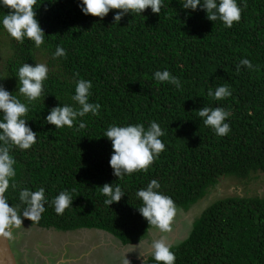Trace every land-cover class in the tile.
Returning a JSON list of instances; mask_svg holds the SVG:
<instances>
[{"label": "trees", "instance_id": "16d2710c", "mask_svg": "<svg viewBox=\"0 0 264 264\" xmlns=\"http://www.w3.org/2000/svg\"><path fill=\"white\" fill-rule=\"evenodd\" d=\"M79 0H38L36 18L46 34L36 48L10 39L11 55L0 66L6 75L0 83L18 95L15 78L23 63L48 59V93L30 106L28 124L37 133L32 149H14L16 182L36 190L44 187L49 202L61 190L73 196L72 208L57 215L47 211L38 224L61 232L97 229L123 245L145 240L152 225L140 215L136 191L152 179L162 185L177 208L188 211L224 177L247 179L264 173V0H237L241 20L226 28L211 22L203 11L187 14L178 0H165L159 15L146 9L142 16L128 15L113 24L110 11L102 20L84 15ZM246 4V6H244ZM8 9L0 7V18ZM57 45L67 58L53 59ZM247 58L255 70L236 65ZM169 70L182 88L153 79L157 70ZM78 78L93 83L90 102L102 105L99 116L83 118L87 127L55 129L43 122L49 110L71 104ZM228 84L232 96L216 101L211 87ZM23 100V97H20ZM57 98V99H56ZM202 107H223L231 112V132L217 136L197 116ZM155 120L166 131V150L147 173L123 179L112 175V147L103 137L112 123L135 124ZM119 184L126 195L109 207L101 186ZM10 205L19 204L12 188ZM176 264H264V196L228 197L206 208L194 221L188 237L172 249ZM147 264H156L150 256Z\"/></svg>", "mask_w": 264, "mask_h": 264}, {"label": "clouds", "instance_id": "9594fccd", "mask_svg": "<svg viewBox=\"0 0 264 264\" xmlns=\"http://www.w3.org/2000/svg\"><path fill=\"white\" fill-rule=\"evenodd\" d=\"M181 8L187 14L203 11L206 18L219 21L224 27L231 28L241 20L242 7L237 0H178ZM38 0H0V7L8 9L7 14L0 18V26L17 43L23 45L25 40L31 41L36 48L45 45L46 34L36 18ZM84 15L105 18L110 11L113 14V24L120 22L130 15L142 16L146 9L159 15L165 6V0H79L78 5ZM246 6V4L244 5ZM67 50L57 45L52 53L53 59L67 58ZM255 70V66L247 59H241L236 65V72L241 67ZM7 78L0 74V81ZM18 95H14L0 83V241L15 239V230L22 229L23 220L38 224L47 211L46 205L54 208L57 215H63L67 209L72 208V193L61 190L49 202L44 187L32 190L20 186L15 178L17 176V161L12 155L14 149L27 151L37 143L38 136L28 124L30 106L45 98V82L49 79V67L45 63H23L16 72ZM153 79L158 83H167L182 88V81L169 70H157ZM93 83L91 80L78 78L75 82L74 94L71 104L58 103L51 108L44 117L43 122L54 125L55 129L87 127L84 117L91 114L99 116L102 105L90 102ZM207 95L213 100H225L232 96V89L228 84L217 86L215 90L210 87ZM23 97V100L20 98ZM57 99V98H56ZM204 126L210 128L217 136L224 137L231 132L228 121L231 112L223 107H202L196 111ZM166 131L155 120L145 123L117 124L112 123L104 131L112 147L109 166L112 175L117 179L132 176L138 172L147 173L160 154L166 150L162 137ZM12 188L18 194L19 204H9L8 190ZM101 194L105 197L104 204L110 206L119 202L125 195V190L119 184L105 183ZM162 185L157 179L150 180L145 187L139 188L135 196L141 202L137 208L140 215L159 231L161 237L151 244V257L156 264H176V254L172 250L178 247L179 242L173 244L166 234L173 230L174 218L177 215V206L173 199L164 194ZM125 264H129L126 259ZM142 264H147L143 257Z\"/></svg>", "mask_w": 264, "mask_h": 264}, {"label": "crops", "instance_id": "0c3cea01", "mask_svg": "<svg viewBox=\"0 0 264 264\" xmlns=\"http://www.w3.org/2000/svg\"><path fill=\"white\" fill-rule=\"evenodd\" d=\"M22 227V233L18 230L15 239H10L23 254L22 264H125L126 259L129 264H142L143 257L151 256L142 248L151 231L140 243L123 245L97 229L61 232L28 224Z\"/></svg>", "mask_w": 264, "mask_h": 264}, {"label": "rangeland", "instance_id": "374dc122", "mask_svg": "<svg viewBox=\"0 0 264 264\" xmlns=\"http://www.w3.org/2000/svg\"><path fill=\"white\" fill-rule=\"evenodd\" d=\"M11 55L10 39L5 36H0V66ZM39 63H45L48 59L44 56H38ZM262 197L264 196V173H256L247 179H239L236 177L228 176L221 179L217 185L210 188L204 198L199 200L188 211L177 208V215L174 218L173 230L171 233L166 234L169 241L175 244L184 241L191 232L194 221L201 215V213L214 204L215 202L228 198V197ZM25 224V223H23ZM26 225V224H25ZM33 228V227H31ZM151 231V232H150ZM150 237L146 244L142 246L143 250L147 251L146 256L151 255V244L154 240L159 239L161 234L157 229L152 227L150 229ZM18 230H15V234ZM22 233V230L19 231ZM148 232V233H149ZM11 241V240H10ZM12 251L15 255L17 264H22L23 254L20 253L15 247L14 241L10 243Z\"/></svg>", "mask_w": 264, "mask_h": 264}, {"label": "water", "instance_id": "95a60500", "mask_svg": "<svg viewBox=\"0 0 264 264\" xmlns=\"http://www.w3.org/2000/svg\"><path fill=\"white\" fill-rule=\"evenodd\" d=\"M0 264H17L10 240L0 241Z\"/></svg>", "mask_w": 264, "mask_h": 264}]
</instances>
